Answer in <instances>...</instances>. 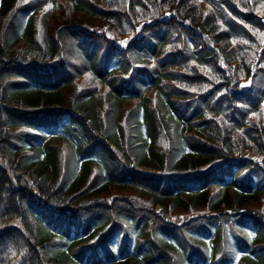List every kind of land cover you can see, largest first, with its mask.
<instances>
[{"label":"trees","instance_id":"1","mask_svg":"<svg viewBox=\"0 0 264 264\" xmlns=\"http://www.w3.org/2000/svg\"><path fill=\"white\" fill-rule=\"evenodd\" d=\"M0 264H264V0H0Z\"/></svg>","mask_w":264,"mask_h":264}]
</instances>
